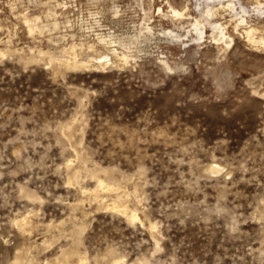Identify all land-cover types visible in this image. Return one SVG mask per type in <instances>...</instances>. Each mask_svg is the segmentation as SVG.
<instances>
[{
	"label": "rangeland",
	"instance_id": "rangeland-1",
	"mask_svg": "<svg viewBox=\"0 0 264 264\" xmlns=\"http://www.w3.org/2000/svg\"><path fill=\"white\" fill-rule=\"evenodd\" d=\"M0 25V264H264V0H0ZM73 43L110 63L38 55Z\"/></svg>",
	"mask_w": 264,
	"mask_h": 264
},
{
	"label": "bare ground",
	"instance_id": "bare-ground-1",
	"mask_svg": "<svg viewBox=\"0 0 264 264\" xmlns=\"http://www.w3.org/2000/svg\"><path fill=\"white\" fill-rule=\"evenodd\" d=\"M43 1V0H42ZM50 3V2H49ZM259 5V4H258ZM53 6V5H52ZM58 6V5H57ZM51 7V6H50ZM49 7V10L47 11V16H49L50 18L51 17H55V16H57V11H56V8L54 9V6H53V9H51ZM233 6L231 5V6H224V4L223 5H221V7H216V8H213L212 7V13L213 14H215V15H217V14H222V13H225V11H227V10H229V9H231ZM114 9V8H113ZM178 9V8H177ZM174 9V14L175 15H182L183 13H184V11L183 12H181V11H179L180 9ZM47 10V9H46ZM69 12V11H68ZM117 12V11H116ZM168 14V13H167ZM247 14V13H246ZM171 15H172V13H171ZM185 15V14H184ZM70 16V15H69ZM170 16V15H169ZM218 16V15H217ZM241 16H243V15H241ZM179 17V16H178ZM245 18V17H244ZM228 19V18H227ZM233 19H234V17H233ZM53 20H54V18H53ZM60 20V19H59ZM52 21V20H51ZM50 21V22H51ZM57 21V20H56ZM144 21H145V19H144ZM197 21V20H196ZM195 21V22H196ZM221 21V20H220ZM220 21H218V22H220ZM229 21L230 20H226V21H223V22H220V23H218V24H216V26H215V30H214V32H213V36L215 37V39L216 40H224V41H226L228 44H229V42H231L230 41V39H229V35L228 34H226V32H225V26H226V24L227 23H229ZM244 21V19L242 18V21H240V23H242ZM52 22H55V21H52ZM51 22V23H52ZM198 22V21H197ZM199 22H201V21H199ZM204 22V21H203ZM29 23V22H28ZM48 23V22H47ZM51 23H48V24H51ZM148 23V22H147ZM238 23V22H237ZM240 23H238L237 25H239ZM54 24V23H53ZM59 24V23H58ZM144 24H145V22H144ZM143 24V25H144ZM198 24V23H197ZM200 24V23H199ZM30 25V24H29ZM35 25V24H34ZM42 25H44V23H42ZM57 25V24H56ZM146 25V24H145ZM149 25H151V24H149ZM148 24H147V27H146V30H148V31H150L149 33L151 34V32L153 31V26L151 27V26H149ZM246 25H250V24H246ZM1 26V25H0ZM41 26V25H40ZM39 26V27H40ZM137 25H135V27H136ZM202 26V25H201ZM236 26V25H235ZM142 27V26H141ZM143 28V27H142ZM33 29V28H32ZM140 29V28H139ZM257 29L258 28H256V27H252V26H249L247 29H246V34H247V36H249V38L250 39H252V40H254V41H259V42H262L263 44H264V38H260V39H257L256 37H255V33H256V31H257ZM140 31V30H139ZM148 31H146L147 33H148ZM164 31V30H163ZM170 31V30H169ZM173 31V30H172ZM165 32H167V31H165ZM164 32V33H165ZM177 32V31H176ZM174 33V32H171V33H174V35H172V36H174V37H181L182 38V36H180L181 34H179V35H177V33ZM141 33V32H140ZM143 33V32H142ZM159 33V32H158ZM170 33V32H169ZM181 33V32H180ZM168 34V33H167ZM141 35V34H140ZM144 35V34H143ZM153 35H154V33H153ZM183 35V34H182ZM144 36H146V35H144ZM151 36H152V34H151ZM186 36V35H185ZM141 37V36H140ZM146 37H148V35L146 36ZM232 37V36H231ZM149 38V37H148ZM159 38V37H158ZM172 38V37H171ZM64 39V38H63ZM99 39H100V41H101V43H103V44H105L107 47H111L112 45H111V43H110V41L109 40H106L104 37H101L100 38V36H99ZM150 39V38H149ZM168 39V38H167ZM177 41H178V38L176 39ZM182 40V39H181ZM96 41V40H95ZM149 41V40H148ZM180 41V40H179ZM121 43H123V44H126L127 45V43H125L124 41H120ZM137 42H139V36L138 35H134V37H132V40L130 41V43H133V44H136ZM222 42V41H221ZM226 43V44H227ZM108 44V45H107ZM69 45V44H68ZM157 47V46H156ZM224 47V46H223ZM221 48V47H220ZM222 49V48H221ZM107 50H109V49H107ZM113 50H114V52L116 53V55L117 56H119V58L120 59H122V60H124V61H129V59H130V53L128 54V53H123L121 56H120V53L118 52V50L116 49V48H113ZM3 52V51H2ZM10 51H9V48H6L5 49V54H7V53H9ZM12 53H13V51H11ZM21 52V51H20ZM113 52V53H114ZM224 52V51H223ZM4 53H2V55L4 54ZM8 55V54H7ZM23 55V54H22ZM25 55V54H24ZM38 55H40L41 56V58L43 59L44 57L45 58H48L51 62H56L57 63V66H66V67H68V66H73V67H78L79 68V66H88V68L90 67V65H93V64H97L99 67L100 66H103L104 64H106V63H110L109 62V60H110V53H101V52H99L97 49H96V46L94 45V44H89L87 47H86V45L83 43V44H76V43H73V44H71L70 46H63V47H60L59 49H51V48H49V49H41L40 51H39V53H38ZM26 58H30V57H32V56H25ZM35 57V56H34ZM136 57V56H135ZM40 58V59H41ZM44 58V59H45ZM160 58H162V57H160ZM165 59H167V58H165ZM121 60V61H122ZM163 60V62L167 65V67H169V69H171L170 67V64L168 63L169 61H167V60H164V59H162ZM129 64V63H128ZM96 66V65H95ZM104 67V66H103ZM58 68V67H57ZM66 69V68H65ZM176 69V68H175ZM65 132V131H64ZM69 132V131H68ZM67 135H69V134H67ZM211 166V165H210ZM209 166V167H210ZM76 167V166H75ZM78 167V166H77ZM80 169H81V167H80ZM87 169V168H86ZM95 169H97L98 170V168L96 167ZM217 169V168H216ZM67 171H68V169H67ZM80 170H78V172H79ZM88 171V170H87ZM89 172V171H88ZM76 173V172H75ZM71 174V173H70ZM92 174V173H91ZM74 176V175H73ZM93 176V175H92ZM98 177V176H97ZM96 177V178H97ZM99 180V179H98ZM106 180V179H105ZM76 181V180H75ZM120 181H122V180H120ZM68 182V181H67ZM82 184V183H81ZM98 186L100 187V189H102V188H105V187H109V185L106 183V182H104L103 180H99V182H98ZM113 185H111V187H112ZM25 187V186H24ZM117 187V186H116ZM121 187V186H120ZM98 188V187H97ZM110 188V187H109ZM113 188V187H112ZM89 190H91V189H89ZM88 190V191H89ZM96 190V189H95ZM103 190V189H102ZM120 190V189H119ZM34 191V190H33ZM99 191V190H98ZM101 191V190H100ZM116 191H117V189H116ZM30 192V191H29ZM92 192H93V190H92ZM96 192V191H95ZM97 193V192H96ZM115 193V192H114ZM94 194V193H93ZM26 195H27V193H26ZM30 195V194H29ZM28 195V196H29ZM32 195V194H31ZM35 195V194H34ZM97 195H98V193H97ZM102 195V194H101ZM99 196V195H98ZM41 197V196H40ZM33 198H36L37 199V197H35V196H33ZM100 199V198H99ZM116 199V198H115ZM119 200V199H118ZM104 201V200H103ZM112 201V200H111ZM122 201H118L116 204H115V207H117V209L119 210V211H121V212H123V213H125L127 216H129L132 220H136V219H138L139 218V213H137L136 211H130L129 209H128V207L125 205V206H123V202L121 203ZM80 203V202H79ZM86 204V203H85ZM104 204V203H103ZM113 205V204H112ZM132 205V204H131ZM75 207V206H74ZM77 207H78V205H77ZM81 207V206H80ZM84 207V206H83ZM83 207H81V208H83ZM93 208V207H92ZM82 214V213H81ZM71 215V214H70ZM88 216V215H87ZM74 217V216H73ZM87 218V217H86ZM20 220V219H19ZM27 220V219H26ZM64 220V219H63ZM18 221V220H17ZM25 221V220H24ZM26 223H27V221H25ZM24 222V223H25ZM73 222V221H72ZM59 223V222H58ZM66 224H68V223H66ZM74 224V223H73ZM25 225V224H24ZM23 225V226H24ZM81 225V224H80ZM153 225V224H152ZM158 226V225H157ZM86 227V226H85ZM152 227H155V225H153ZM151 228V227H150ZM156 228V227H155ZM72 230V229H71ZM78 230V229H77ZM156 230V229H155ZM154 230V231H155ZM81 231V230H80ZM79 232V231H78ZM84 232V231H83ZM77 234V233H76ZM158 234V233H157ZM156 234V235H157ZM75 236V235H74ZM82 236V235H81ZM72 237V236H71ZM77 240V239H76ZM79 241H80V239H79ZM81 245V244H80ZM79 245V246H80ZM76 247V246H75ZM26 248H27V246H26ZM76 251V250H75ZM28 253V252H27ZM26 253V254H27ZM82 253V252H81ZM29 254V253H28ZM81 256V255H80ZM80 259V258H79ZM22 260V259H21ZM24 260V259H23ZM87 259L86 258H84V257H82L81 258V260H80V262H79V264H87V261H86ZM144 260V259H143ZM69 262V261H68ZM98 262V261H97ZM145 262V261H144ZM148 262V261H147ZM60 263V262H59ZM62 263V262H61ZM74 263H75V261H74ZM90 263V262H89ZM24 264V263H23ZM48 264V263H47ZM56 264V263H55Z\"/></svg>",
	"mask_w": 264,
	"mask_h": 264
}]
</instances>
